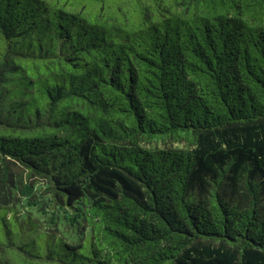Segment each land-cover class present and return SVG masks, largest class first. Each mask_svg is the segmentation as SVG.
I'll list each match as a JSON object with an SVG mask.
<instances>
[{"label":"trees","instance_id":"obj_1","mask_svg":"<svg viewBox=\"0 0 264 264\" xmlns=\"http://www.w3.org/2000/svg\"><path fill=\"white\" fill-rule=\"evenodd\" d=\"M0 264H264V0H0Z\"/></svg>","mask_w":264,"mask_h":264},{"label":"rangeland","instance_id":"obj_2","mask_svg":"<svg viewBox=\"0 0 264 264\" xmlns=\"http://www.w3.org/2000/svg\"><path fill=\"white\" fill-rule=\"evenodd\" d=\"M174 146L182 147V144L174 143ZM42 183L36 187L37 189L44 188ZM28 196H32L33 193L28 189ZM36 197H26L25 202L30 204L27 208L33 210L34 215L43 222L46 227L56 228L62 235L68 239H75V222L72 214L65 212L62 209L55 210L51 207L50 196L42 192L41 190L34 191ZM26 207V206H25Z\"/></svg>","mask_w":264,"mask_h":264}]
</instances>
